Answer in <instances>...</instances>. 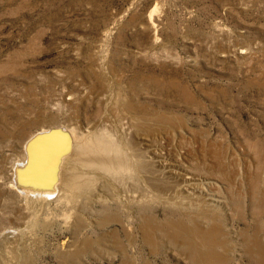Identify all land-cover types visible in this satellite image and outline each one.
<instances>
[{
  "label": "rangeland",
  "instance_id": "1",
  "mask_svg": "<svg viewBox=\"0 0 264 264\" xmlns=\"http://www.w3.org/2000/svg\"><path fill=\"white\" fill-rule=\"evenodd\" d=\"M210 261L264 264V0H0V264Z\"/></svg>",
  "mask_w": 264,
  "mask_h": 264
},
{
  "label": "bare ground",
  "instance_id": "2",
  "mask_svg": "<svg viewBox=\"0 0 264 264\" xmlns=\"http://www.w3.org/2000/svg\"><path fill=\"white\" fill-rule=\"evenodd\" d=\"M132 103H133V102H132ZM129 107H130V106H129ZM126 109H127V108H126ZM129 109H130V108H129ZM129 109H128V111H130ZM131 109H132V108H131ZM133 110H134V109H133ZM131 111H132V110H131ZM140 111H141V110H140ZM129 113H130V112H129ZM131 113H132V112H131ZM131 113H130V114H131ZM138 113H139V112H138ZM135 114H136V113H135ZM135 114H134V115H135ZM129 116H132V115H129ZM136 117H137V116H136ZM133 118H134V116H133ZM139 119H140V118H139ZM159 119H160V118H159ZM125 120H126V119H125ZM163 120H164V119H163ZM167 124H168V123H167ZM127 125H128V124H127ZM125 126H126V124H125ZM125 126H124V127H125ZM56 127H57V126H56ZM126 127H127V126H126ZM129 127H130V126H129ZM137 127H138V126H137ZM139 127H141V126H139ZM147 127H148V126H147ZM150 127H151V126H150ZM53 128H55V127H53ZM53 128H51V129H49V130H54ZM57 128H58V127H57ZM49 130H42V131H39L36 135L40 134L41 132H43V134H44L46 131L48 132ZM122 130H123V129H122ZM130 130H131V129H130ZM161 130H162V129H161ZM124 131H125V129H124ZM141 131H142V130H141ZM51 132H52V131H51ZM51 132H50V133H51ZM65 132H66V131H63V133H65ZM68 132H69V131H68ZM128 132H129V130H128ZM60 133H61V132H60ZM63 133H62V134H63ZM69 133H70V132H69ZM129 133H131V132H129ZM45 134H46V133H45ZM47 134H48V133H47ZM52 134H53V133H52ZM54 134H55V132H54ZM94 134H95V133H94ZM107 134H108V133H107ZM41 135H42V134H41ZM41 135H40V136H41ZM70 135H71V134H70ZM109 135H111V134H109ZM114 135H115V134H114ZM33 136H34V135H33ZM96 136H97V135H96ZM71 137H72V136H71ZM124 137H125V135H124ZM34 138H35V136H34ZM31 139H32V137L30 138V140H31ZM48 139H49V138H48ZM72 139H74V138H72ZM93 139H94V138H93ZM97 139H98V138H97ZM101 139H102V138H101ZM107 139H108V138H107ZM123 139H124V138H123ZM131 139H132V138L130 137V140H131ZM70 140H71V139H70ZM78 140H79V139H78ZM105 140H106V137H105ZM28 141H29V140H28ZM67 141H68V140H67ZM67 141H66V142H67ZM32 142H33V141H32ZM73 142H75V141H73ZM73 142L71 141V143H73ZM96 142H98V141H96ZM103 142H104V141H103ZM112 142H114V141H112ZM137 142H138V141H137ZM33 143H35V142H33ZM68 143H69V142H68ZM100 143H101V142H100ZM114 143H115V142H114ZM117 143H118V142H117ZM131 143H132V142H131ZM30 144H31V143H30ZM53 144H54V143H53ZM96 144H97V143H96ZM129 144H130V143H129ZM80 145H81V144H80ZM104 145H105V144H104ZM75 146H76V145H75ZM97 146H98V144H97ZM99 146H101V145H99ZM102 146H103V145H102ZM64 147H65V146H64ZM78 147H79V146H78ZM107 147H109V146H107ZM115 147H116V145H115ZM59 148H60V147H59ZM75 148H76V147H75ZM99 148H100V147H99ZM112 148H114V147H112ZM28 149L31 150L32 148L30 147V148H28ZM52 149H53V147H52ZM52 149H51V151H52ZM60 149H61V148H60ZM60 149H59V150H60ZM64 149H65V148H64ZM71 149H74V148L71 147ZM102 149H103V148H102ZM117 149H118V148H117ZM133 149H134V148H133ZM55 150H56V149H55ZM61 150H62V149H61ZM96 150H97V149H96ZM98 150H99V149H98ZM31 151H33V150H31ZM51 151H50V152H51ZM106 151H107V150H106ZM106 151H105V152H106ZM132 151H133V150H132ZM145 151H146V150H145ZM28 152H29V151H28ZM28 152H27V153H28ZM52 152H54V151H52ZM52 152H51L50 154H52ZM69 152H70V151H69ZM81 152H82V150H81ZM99 152H100V151H99ZM119 152H120V151H119ZM128 152H129V151H128ZM30 153H31V152H30ZM79 153H80V152H79ZM97 153H98V151H97ZM124 153H125V152H124ZM131 153H132V152H131ZM31 154H32V153H31ZM31 154H29V155H30V159H32L33 156H34V155H33L32 158H31ZM39 154H40V153H39ZM64 154H65V153H64ZM106 154H107V153H106ZM106 154H104L103 156H105ZM114 154H115V153H114ZM126 154H127V153H126ZM137 154H138V153H137ZM144 154H145V153H144ZM41 155H42V154H41ZM53 155H56V152H55V154H53ZM76 155H78V154H76ZM82 155H83V153H82ZM86 155H87V154H86ZM115 155H116V154H115ZM132 155H133V154H132ZM135 155H136V154H135ZM145 155H146V154H145ZM50 156H51V155H50ZM67 156H68V155H67ZM67 156H66V157L62 156L63 159H62L61 155L59 156V157H61V161H62V162H61V165H62L63 162L65 163V160L68 158ZM94 156H95V155H94ZM103 156H102V157H103ZM54 157H55V156H54ZM57 157H58V156H57ZM87 157H88V156H87ZM105 157H106V156H105ZM105 157H104V158H105ZM137 157H139V156H137ZM159 157H160V156H159ZM38 158H39V157H38ZM38 158H36V159H38ZM42 158H44V157H42ZM92 158H94V157H92ZM111 158H112V157H111ZM113 158H115V157H113ZM122 158H123V156H122ZM150 158H151V157H150ZM33 159H34V158H33ZM45 159H47V158H45ZM55 159H56V158H55ZM73 159L75 160V158H73ZM80 159H81V158H80ZM97 159H101L100 156H99V158L97 157ZM97 159H95V158H94V159H91V160L88 159V161H92V160L95 161V160H97ZM143 159H144V158H143ZM28 160H29V159H28ZM39 160H40V159H38L37 161L39 162ZM50 160H52L51 157H50ZM70 160H71V159H70ZM103 160H104V159H103ZM105 160H106V159H105ZM105 160H104V161H105ZM108 160H109V159H108ZM119 160H120V159H119ZM78 161H79V160H78ZM94 161H93V162H94ZM98 161H99V163H100V160H98ZM98 161H97V162H98ZM101 161H102V160H101ZM104 161H102V162H104ZM110 161H111V160H110ZM112 161H113V159H112ZM115 161H116V160H115ZM153 161H154V160H153ZM165 161H166V160H165ZM30 162H32V160H31ZM44 162H45V161H44ZM47 162H48V161H47ZM49 162H50V161H49ZM59 162H60V161H59ZM69 162H70V161H69ZM76 162H77V161H76ZM106 162H107V161H106ZM106 162H105V163H106ZM133 162H134V161H133ZM33 163H34V162H33ZM40 163H41V161H40ZM77 163H78V162H77ZM83 163H84V162H83ZM86 163H87V162H86ZM88 163H90V165H92V164H91L92 162H88ZM105 163L103 164V166H104V165L106 166ZM108 163H110V162L108 161ZM108 163H107V164H108ZM115 163H117V161H116ZM115 163H114V164H115ZM37 164H38V163H37ZM43 164H44V163H43ZM49 164H50V163H49ZM51 164H52V163H51ZM84 164H85V163H84ZM110 164H112V163H110ZM117 164L120 165V164H122V162H121V163H117ZM124 164H125V163H124ZM126 164L129 165V163H126ZM143 164H144V163H143ZM171 164H172V163H171ZM171 164H170V165H171ZM179 164H180V162H179ZM181 164H182V163H181ZM183 164H184V163H183ZM57 165H58V164H57ZM86 165H88V164H86ZM90 165H89V166H90ZM208 165H209V163H208ZM16 166H17V165H16ZM35 166H36V165H35ZM38 166H39V164H38ZM38 166H37V167H38ZM40 166H41V165H40ZM40 166H39V167H40ZM51 166H53V165H51ZM51 166H50V167H51ZM84 166H85V165H84ZM101 166H102V163H101V165H100L99 167H101ZM103 166H102V167H103ZM109 166H110V165H109ZM109 166H108V167H109ZM121 166H123V165H121ZM121 166H120V167H121ZM125 166H126V165H125ZM147 166H148V165H147ZM158 166H159V165H158ZM158 166H157V167H158ZM32 167H33V165H32ZM42 167H43V166H42ZM53 167H54V166H53ZM95 167H98V165L95 166ZM102 167H101V168H102ZM108 167H107V168H108ZM110 167L114 168V167H117V166H114V167H113V165H111ZM120 167H119V168H120ZM129 167H130V166H129ZM205 167H206V166H205ZM34 168H35V167H34ZM43 168H44V167H43ZM43 168H42V169H43ZM54 168H56V165H55ZM54 168H52V169L54 170ZM72 168H74V167H72ZM91 168H92V167H91ZM124 168H125V167H123V168L121 167L120 169L123 170ZM126 168H127V167H126ZM126 168H125V169H126ZM189 168H190V167H189ZM28 169H29V168H28ZM28 169H27V170H28ZM39 169H40V168H39ZM42 169L40 170L41 172L44 171V169H43V170H42ZM52 169H51V170H52ZM61 169L63 170V168H61ZM66 169H67V168H66ZM89 169H90V168H89ZM93 169H94V168H93ZM102 169H103V168H102ZM104 169H106V168L104 167ZM108 169H109V168H108ZM115 169H116V168H115ZM128 169H129V168H128ZM135 169H136V168H135ZM143 169H144V168H143ZM202 169H203V168H202ZM214 169H215V168H214ZM31 170H32V169H31ZM35 170H36V169H35ZM45 170H46V169H45ZM55 170H56V169H55ZM55 170H54V171H55ZM57 170H58V169H57ZM68 170H69V169H68ZM130 170H132V169H130ZM139 170H140V169H139ZM148 170H149V169H148ZM189 170H190V169H189ZM28 171H29V170H28ZM69 171H70V170H69ZM135 171H136V170H135ZM135 171H134V172H135ZM210 171H211V170H210ZM30 172H31V171H30ZM30 172H29V173H30ZM38 172H39V171H38ZM45 172H46V171H45ZM45 172H44V173H45ZM48 172H49V170H48ZM62 172H63V171H62ZM70 172H71V171H70ZM72 172H73V171H72ZM105 172H106V171H105ZM107 172H108V171H107ZM172 172H173V171H172ZM190 172H191V171H190ZM27 173H28V172H27ZM44 173H42V174H44ZM49 173H51V171H50ZM52 173H53V172H52ZM54 173H55V172H54ZM58 173H59V174H58ZM64 173H65V172H64ZM109 173H110V171H109ZM125 173H126V172H125ZM125 173H124V174H125ZM129 173H130V172H129ZM137 173H138V172H137ZM149 173H150V171H149ZM181 173H182V172H181ZM218 173H219V172H218ZM15 174H16V173H15ZM38 174H39V173H38ZM40 174H41V173H40ZM56 174H57V176H60V172H59V171L56 172ZM194 174H195V173H194ZM28 175H29V174H28ZM31 175H32V173H31ZM33 175H36V174H33ZM48 175H49V174H48ZM73 175H74V174H73ZM112 175H113V174H112ZM176 175H177V174H176ZM38 176H39V177H38ZM38 176H37V177H38V180H41L40 178H43V177H40V175H38ZM43 176H44V175H43ZM51 176H53V174H50V177H51ZM54 176H55V175H54ZM54 176H53V177H54ZM84 176H85V175H84ZM91 176H92V175H91ZM93 176H94V175H93ZM128 176H129V175H128ZM135 176H136V174H135ZM186 176H187V175H186ZM34 177H36V176H34ZM48 177H49V176H48ZM60 177H61V176H60ZM60 177H59V179H60ZM62 177H63V176H62ZM73 177H74V176H73ZM75 177H79V176H75ZM75 177H74V178H75ZM111 177H112V176H111ZM116 177H117V176H116ZM124 177H125V176H124ZM51 178H52V177H51ZM54 178H55V177H54ZM56 178H57V177H56ZM69 178H70V177H69ZM112 178H113V177H112ZM142 178H143V177H142ZM147 178H148V177H147ZM155 178H156V177H155ZM187 178H188V177H187ZM189 178H190V177H189ZM192 178H193V177H192ZM46 179H47V177H46ZM48 179H50V178H48ZM129 179H131V178L129 177ZM153 179H154V178H153ZM35 180H37V179H35ZM44 180H45V179H44ZM72 180H73V179H72ZM72 180L69 179V182H70V181L72 182ZM75 180H76V179H75ZM110 180H111V179H110ZM119 180H120V178H119ZM122 180H123V179H122ZM143 180H144V179H143ZM146 180H147V179H146ZM148 180H149V179H148ZM79 181H80V180H79ZM168 181H169V180H168ZM14 182H15V181H14ZM34 182H35V181H34ZM83 182H84V181H83ZM85 182H86V180H85ZM85 182H84V183H85ZM87 182H88V180H87ZM115 182H116V181H115ZM127 182H128V181H127ZM15 183H16V182H15ZM30 183H31V182H30ZM30 183H29V185H30ZM37 183H38V181H37ZM58 183H59V182H58ZM65 183H66V182H65ZM76 183H77V182H76ZM81 183H82V182H81ZM119 183H120V182H119ZM121 183H122V182H121ZM134 183H135V182H134ZM152 183H153V180H152ZM188 183H189V182H188ZM35 184H36V182H35ZM35 184H34V185H35ZM38 184H39V183H38ZM44 184H45V183H44ZM73 184H74V183H73ZM111 184H112V183H111ZM163 184H164V183H163ZM24 185H25V184H24ZM47 185H48V184H47ZM49 185H50V184H49ZM60 185H61V184H60ZM108 185H109V184H108ZM108 185H107V186H108ZM136 185H137V184H136ZM184 185H185V184H184ZM31 186H33V185L31 184L30 187H31ZM37 186H38V185L36 184V187H37ZM67 186H68V185H67ZM72 186H73V185H72ZM80 186H81V185H80ZM123 186H124V183H123ZM145 186H146V185H145ZM152 186H153V185H152ZM164 186H165V185H164ZM179 186H181V185H179ZM28 187H29V186H28ZM36 187H35V188H36ZM39 187H40V186H39ZM45 187H48V186L45 185ZM49 187H50V186H49ZM49 187H48V190L46 189V191H47L48 193L51 192L52 189L54 190L56 186L53 187V188H52V186H51L50 188H52V189H50ZM60 187H61V186H60ZM69 187H70V186H69ZM189 187H190V186H189ZM25 188H27V187H25ZM25 188H24L23 191H24V192H27L28 194H29V193L35 194L37 191H39V190H37L38 187L36 188L37 191H35V190L33 191V190L31 189L32 187H31V188H28V189H25ZM33 188H34V186H33ZM43 188H44V185H43ZM73 188H74V187H73ZM133 188H134V190H135V186H134ZM137 188H138V186H137ZM146 188H147V187H146ZM165 188H166V187H165ZM182 188H183V187H182ZM44 189H45V188H44ZM149 189H150V188H149ZM156 189H157V188H156ZM161 189H162V187H161ZM184 189H185V188H184ZM42 190H43V189H42ZM42 190L40 189V191H42ZM70 190H71V189H70ZM129 190H130V189H129ZM19 191H20V190H19ZM23 191H21V192H23ZM43 191H44V190H43ZM43 191H42V192H43ZM78 191H79V190H78ZM92 191H93V190H92ZM135 191H136V190H135ZM175 191H176V190H175ZM34 192H35V193H34ZM57 192H58V191H57ZM71 192H73V190H72ZM48 193H47V195H48ZM138 193H139V192H138ZM38 194H39V193H38ZM159 194H160V193H159ZM50 195H51V194H50ZM128 195H129V194H128ZM137 195H138V194H137ZM147 195H148V194H147ZM160 195H161V194H160ZM190 195H191V194H190ZM124 196H125V195H124ZM131 196H132V195H131ZM200 196H201V195H200ZM132 197H133V196H132ZM134 197H135V196H134ZM146 197H147V196H146ZM110 198H111V197H110ZM112 198H113V197H112ZM187 198H188V197H187ZM187 198H186V199H187ZM126 199H127V198H126ZM188 199H189V198H188ZM133 200H134V199H133ZM116 201H117V200H116ZM135 201H136V199H135ZM192 201H193V200H192ZM103 202H105V201H103ZM132 202H133V201H132ZM109 203H110V202H109ZM113 204H114V203H113ZM119 204H120V203H119ZM127 206H128V205H127ZM128 207H129V206H128ZM131 212H132V211H131ZM113 214H114V213H113ZM113 214L111 215V218H112ZM118 215H119V214H118ZM118 215H116V216H118ZM114 217H115V216H114ZM105 218L107 219V217H105ZM108 218H110V217H108ZM111 218H110V219H111ZM116 218H117V217H116ZM110 219H108L109 221L107 220V222H110V221H111ZM119 219H120V218H119ZM144 219H145V218H144ZM113 220H114V219H113ZM116 220H117V219H116ZM166 220H167V219H166ZM78 221H79V220H78ZM114 221H115V220H114ZM121 221H122V220H121ZM172 221H173V220H172ZM119 222H120V221H119ZM76 223H77V222H76ZM123 223H124V222H123ZM123 223H122V224H123ZM174 224H176V222H175ZM130 225H131V224H130ZM148 225H149V224H148ZM148 225H147V226H148ZM179 225H180V224H179ZM94 226H95V225H94ZM94 226H93V227H94ZM141 226H143V225H141ZM149 226H150V225H149ZM171 226H172V225H171ZM171 226H169V227H170V230H173V227H175V226H172V227H171ZM176 226H177V225H176ZM164 227H165V226H164ZM177 227H178V226H177ZM179 227H180V226H179ZM179 227H178V228H179ZM146 228H147V227H146ZM146 228H145V226H144V228L142 227V229L140 228L139 230H141V234H142V236H143L142 238H144V239L147 240V236H148V235H147V232L145 231ZM167 228H168V227H166V229H167ZM171 228H172V229H171ZM124 229H125V228H124ZM148 229H149V227L147 228V230H148ZM163 229H164V228H163ZM181 229H182V227H181ZM181 229H180V230H181ZM191 229H192V227H191ZM194 229L196 230L197 227L194 228ZM200 229H201V228H200ZM200 229H199V230H200ZM115 230H116V229H115ZM115 230H114V231H115ZM129 230H130V228H129ZM170 230H169V231H170ZM186 230H188V229H186ZM186 230H185V231L182 230V231H184V234H183V235L186 234V233H185ZM199 230H198V231H199ZM127 231H128V230H127ZM149 231H151V230H149ZM162 231H163V230H162ZM164 231H165V230H164ZM169 231H167L168 234H170ZM174 231H178L177 228H176V230H174ZM174 231H173V232H174ZM182 231L179 233V234H180V237H179L180 239H182V235H181ZM200 231H201V230H200ZM200 231H199V233H200ZM214 231H215V230H214ZM123 232L125 233L126 231H123ZM152 232H154V231H152ZM159 232H160V231H159ZM171 232H172V231H171ZM189 232H190V230H189ZM189 232H188V233H189ZM191 232H193V230H192ZM191 232H190V233H191ZM194 232H195V231H194ZM201 232L204 234L203 231H201ZM209 232H210V231H209ZM215 232H216V231H215ZM111 233H112V232H111ZM164 233H166V231H165ZM175 233H176V232H175ZM175 233H174L173 235H175ZM188 233H187V234H188ZM202 233H201V234H202ZM108 234H109V233L107 232V235H108ZM130 234H131V232H130ZM150 234H151V233H150ZM191 234H192V233H191ZM195 234H196V233H195ZM197 234H198V233H197ZM206 234H207V232H206ZM210 234H211V233H210ZM213 234H214V233H213ZM213 234H212V235H213ZM111 235H112V234H111ZM114 235H116V232H115ZM127 235H129V233H127ZM166 235H167V234H166ZM177 235H178V234H177ZM177 235H176L175 237H177ZM192 235H193V234H192ZM198 235H199V234H198ZM103 236H104V235H103ZM152 236H153V235H152ZM171 236H172V234H171ZM171 236L168 235V238L170 239ZM178 236H179V235H178ZM200 236H201V235H200ZM200 236H199V237H200ZM205 236H206V235H205ZM205 236H204V237H205ZM209 236H210V235H209ZM125 237H126V236H125ZM206 237H208V236H206ZM103 238H105V237H103ZM103 238H101V239H103ZM117 238H118V236H117ZM153 238H154V237H153ZM156 238H157V237H156ZM173 238H174V236H173ZM177 238H178V237H177ZM184 238H185V237H184ZM195 238L198 240L197 235L195 236ZM85 239H86V238H85ZM87 239L90 240V238H87ZM125 239H126V238H125ZM125 239H124V240H125ZM192 239H194V238H192ZM192 239H188V238H187V240H192ZM200 239H202V238L200 237ZM203 239H204V238H203ZM89 240H88V241H89ZM99 240H100V239H99ZM127 240H128V238H127ZM174 240H176V239H174ZM174 240H172V241H174ZM185 240H186V239H185ZM185 240H183V243L185 242ZM197 240H195V241L197 242ZM86 241H87V240H85L84 242H86ZM114 241H116V240H114ZM119 241H120V240H119ZM134 241H135V240H134ZM147 241H148V240H147ZM153 241H154V240H153ZM176 241H177V240H176ZM176 241H175V242H176ZM192 241H193V240H192ZM192 241H191V242H192ZM195 241H194V242H195ZM206 241H207V240H206ZM209 241L211 242V240H209ZM130 242H131V241H130ZM180 242H181V241H180ZM180 242L177 241V243H180ZM186 242H187V241H186ZM199 242H201V241H199ZM199 242H198V244H200ZM203 242H204V243H203V245H204V244H205V241L203 240ZM207 242H208V241H207ZM212 242H214V241L212 240ZM88 243H89V242H88ZM88 243H86V244H88ZM115 243H116V242H115ZM117 243H118V242H117ZM155 243H156V242H155ZM188 243H189V242H188ZM192 243H193V242H192ZM192 243H191L190 250H191V248H193V247H192ZM119 244H121V243H119ZM123 244H124V243H123ZM180 244H182V243H180ZM186 244H187V243H186ZM195 244H196V243H195ZM198 244H197V245H198ZM201 244H202V243H201ZM206 244H207V243H206ZM145 245H146V244H145ZM153 245H154V244H153ZM193 245H194V244H193ZM210 245H211V247H212V244H211V243H210ZM210 245H208V246H210ZM183 246H184V245H183ZM189 246H190V245H189ZM200 246H202V245H200ZM204 246H205V245H204ZM129 247H130V246H129ZM153 247H154V246H153ZM198 247H199V245H198ZM211 247H210V248H211ZM123 248H124V247H123ZM188 248H189V247H188ZM194 248H196V247H194ZM200 248H201V247H200ZM118 249H119V248H118ZM125 249H126V248H125ZM201 249H202V248H201ZM201 249H200V250H201ZM207 249H208V247H207ZM184 250H186V248H185ZM188 250H189V249H188ZM195 250H196V249H195ZM203 250H204V248H203ZM152 251H153V250H152ZM191 251H192V250H191ZM198 251H199V249L197 250V252H198ZM184 252H185V251H184ZM194 252H195V251H194ZM194 252H193V253H194ZM200 252H201V251H200ZM200 252H199V253H200ZM208 252H210V251L208 250ZM211 252H212V251H211ZM188 253H191V252H188ZM195 253H196V252H195ZM199 253H198V254H199ZM202 253H203V252H201V254H202ZM189 255H190V254H189ZM196 255H197V254H196ZM202 255H203V259H202L203 261H205V260H204V257H205L206 260L208 259V257H209V259H210V257H211V256H209V254L206 253V252H204V254H202ZM124 256H125V254H124ZM129 256H130V255H129ZM199 256H200V255H199ZM195 257L197 258V256H195ZM201 257H202V256H201ZM130 258H131V257H130ZM132 258H133V257H132ZM188 258H189V256H188ZM215 258H216V257H215ZM213 259H214V258H213ZM216 259H218V257H217ZM149 260H150V259H149ZM125 261H126V260H125ZM196 261H197V260H196ZM211 261H214V260L211 259ZM211 261H210V263L212 264ZM133 262H134V261L132 260V263H133ZM194 262H195V261H194ZM208 262H209V261H208ZM129 263H130V262H128V264H129ZM216 263H218V262H216ZM145 264H147V263H145ZM197 264H198V263H197ZM201 264H202V262H201ZM205 264H206V263H205ZM207 264H208V263H207Z\"/></svg>",
  "mask_w": 264,
  "mask_h": 264
}]
</instances>
